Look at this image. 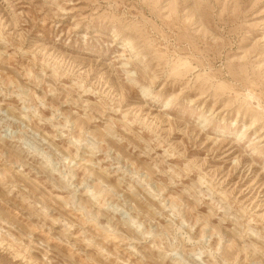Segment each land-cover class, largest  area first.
<instances>
[{
    "label": "rangeland",
    "instance_id": "374dc122",
    "mask_svg": "<svg viewBox=\"0 0 264 264\" xmlns=\"http://www.w3.org/2000/svg\"><path fill=\"white\" fill-rule=\"evenodd\" d=\"M0 264H264V0H0Z\"/></svg>",
    "mask_w": 264,
    "mask_h": 264
}]
</instances>
